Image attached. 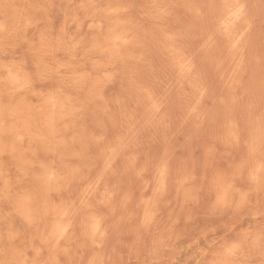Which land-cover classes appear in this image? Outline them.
<instances>
[{"label":"rangeland","instance_id":"rangeland-1","mask_svg":"<svg viewBox=\"0 0 264 264\" xmlns=\"http://www.w3.org/2000/svg\"><path fill=\"white\" fill-rule=\"evenodd\" d=\"M0 264H264V0H0Z\"/></svg>","mask_w":264,"mask_h":264}]
</instances>
